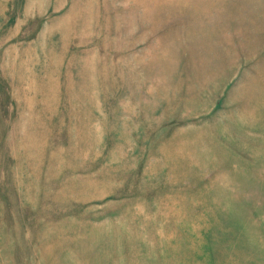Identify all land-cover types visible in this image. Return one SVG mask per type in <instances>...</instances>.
Listing matches in <instances>:
<instances>
[{
    "label": "rangeland",
    "instance_id": "obj_1",
    "mask_svg": "<svg viewBox=\"0 0 264 264\" xmlns=\"http://www.w3.org/2000/svg\"><path fill=\"white\" fill-rule=\"evenodd\" d=\"M0 264H264V0H0Z\"/></svg>",
    "mask_w": 264,
    "mask_h": 264
}]
</instances>
